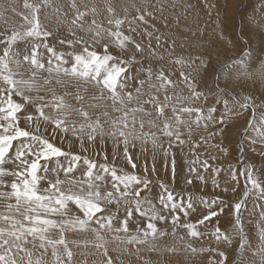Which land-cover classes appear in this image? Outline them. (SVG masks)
Instances as JSON below:
<instances>
[{"label": "snow or ice", "instance_id": "6c2138e0", "mask_svg": "<svg viewBox=\"0 0 264 264\" xmlns=\"http://www.w3.org/2000/svg\"><path fill=\"white\" fill-rule=\"evenodd\" d=\"M224 3L205 0L221 39ZM249 3L259 17L242 15L215 59L176 54L155 0L0 4V264H153L143 252L157 264H264V56L249 50L264 33V0ZM245 113L239 167L229 165L221 188L225 169L197 149L219 138L213 147L229 157L225 132ZM149 145L151 168L137 155ZM186 147L193 159L180 184ZM208 172L212 194L194 195L186 186L198 180L203 192Z\"/></svg>", "mask_w": 264, "mask_h": 264}, {"label": "rangeland", "instance_id": "374dc122", "mask_svg": "<svg viewBox=\"0 0 264 264\" xmlns=\"http://www.w3.org/2000/svg\"><path fill=\"white\" fill-rule=\"evenodd\" d=\"M5 0H0V4H3ZM122 2V0H121ZM155 2L164 5L163 13H157L156 26L159 28L160 33H163L169 41L174 40L176 43V54H203L204 58L207 59L209 56L215 59L218 51H221L225 46L231 48L229 43L230 35L233 30V26H236L238 29L241 23V16H246L250 20L253 18L259 17V5L255 6V11H253V6L249 3V0H228L227 3V15L229 17L228 27L224 29V36L221 39L218 36V33L221 31L220 28L216 26L217 24V14L213 10L211 17L208 15V10L205 7V0H155ZM18 10L23 11L22 3L23 0H13ZM221 7H225L224 0H219ZM223 13H221V21L223 20ZM166 18V21H165ZM9 19L12 23H19L18 17L9 16ZM167 22L168 27H163L164 23ZM151 30V29H150ZM146 41V38H145ZM153 44L155 40L153 39ZM183 46V47H182ZM249 50L252 52L253 56H264V33L254 32L252 34L251 40L249 41ZM240 49L233 50L228 53L232 56H238L240 54ZM261 85L259 82L254 86V91L259 92ZM220 111L223 112V108H220ZM259 115V112L257 113ZM248 114L245 113L243 117L237 122V126H230L226 132V139L223 141V146L228 147L230 150V156L225 157L222 153L218 151L216 147H213L214 144L220 143L219 138L214 141H210L207 145H202L197 149V155L200 156L201 160L208 159L212 167H223L224 172L218 177L221 184V188L225 186L226 183L230 181V174L227 169L229 165L234 168H238V146H239V132L241 131L240 125H244ZM198 139V137H197ZM258 150H259V146ZM108 151L111 154V143L109 142ZM138 161L143 162L145 157H147L149 168L152 164V150L151 145H149V151L141 156L139 155V150L137 149ZM215 156L217 159L215 161L211 160V157ZM193 159L192 155L189 153L188 148L186 147L184 153L177 154V172L179 183L183 184L185 173L187 171L188 165L185 163V160L191 161ZM122 163V162H121ZM257 167H259L260 161L257 160ZM156 166L158 170L159 178L165 179V183L169 184V187L172 186L170 182L171 172L165 173L164 170V160L162 154H157L156 156ZM205 179L208 180L207 186L204 188L203 192H200V182L194 179L193 186H186L194 195H211L213 192V186L211 184L212 175L211 172L204 173ZM153 180H156L157 177L153 176ZM243 179L241 178V186ZM160 189L156 187L154 193L159 192ZM216 192H220V189H216ZM235 199V197H233ZM251 206V205H250ZM255 219L253 218L249 221L246 226V231H249L250 235L253 238L255 243L256 236V226ZM221 226L223 228H229L230 226L226 224L225 219L221 217ZM213 225L209 227V231L214 227ZM207 245V241L204 242ZM90 251V250H89ZM145 258H149L153 261V264H157V261L160 259L155 254H149L147 252L141 253ZM167 258V257H165ZM182 258V256H181ZM93 257L89 256L88 261L91 264ZM127 261L130 264H141L135 256L126 257ZM175 259V258H173Z\"/></svg>", "mask_w": 264, "mask_h": 264}]
</instances>
